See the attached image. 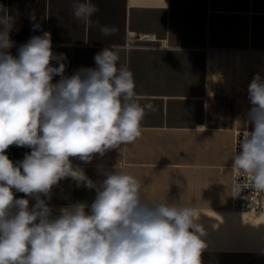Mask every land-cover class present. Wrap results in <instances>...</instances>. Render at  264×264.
Instances as JSON below:
<instances>
[{
	"label": "crops",
	"instance_id": "crops-1",
	"mask_svg": "<svg viewBox=\"0 0 264 264\" xmlns=\"http://www.w3.org/2000/svg\"><path fill=\"white\" fill-rule=\"evenodd\" d=\"M92 2L99 9L93 22L114 26L115 35L104 37L99 28L75 20L73 0H0L16 17L12 55L32 36L50 32L52 50L66 55L70 76L94 68L95 54L117 46L119 63L133 73L139 103L155 106L133 144L97 154L87 164L70 158L73 165L94 182L104 179L102 170L116 167L141 182L147 200L194 207L205 230L202 264H264V213L236 211L232 197L234 136L253 130L248 86L257 73L264 79V0ZM32 12L41 25L35 31ZM128 31L154 34L158 42L128 47ZM30 151L12 145L6 154L16 163ZM52 192L53 215L75 202L90 204L95 196L71 178ZM15 197L29 199L30 207L35 203L23 193Z\"/></svg>",
	"mask_w": 264,
	"mask_h": 264
},
{
	"label": "clouds",
	"instance_id": "clouds-1",
	"mask_svg": "<svg viewBox=\"0 0 264 264\" xmlns=\"http://www.w3.org/2000/svg\"><path fill=\"white\" fill-rule=\"evenodd\" d=\"M98 11L92 0H73L75 20L99 28L104 37L115 35L114 26L93 22ZM29 18L34 31L41 28L35 12ZM15 22L0 4V264H202L205 230L194 207L147 200L141 182L116 167L102 170L104 179L94 182L70 159L87 164L97 154L133 144L142 136L146 113L156 110L151 102L139 103L133 73L119 63L120 49L105 47L95 54L94 68L69 76L67 57L53 52L50 32L32 36L12 55ZM248 99L253 130L239 142L232 167L248 176L249 187L264 192L259 73L248 86ZM12 145L31 151L14 163L6 154ZM68 178L94 190V199L53 215L47 200ZM17 192L35 203L30 207Z\"/></svg>",
	"mask_w": 264,
	"mask_h": 264
},
{
	"label": "built area",
	"instance_id": "built-area-1",
	"mask_svg": "<svg viewBox=\"0 0 264 264\" xmlns=\"http://www.w3.org/2000/svg\"><path fill=\"white\" fill-rule=\"evenodd\" d=\"M139 41L158 42L156 35L137 33L128 31L127 45L128 47L135 46ZM159 46H166V43H160ZM251 131L242 130L236 132L233 141V156L240 151L238 145L243 137ZM233 183H232V197L233 209L239 212H259L264 213V192L256 191L248 186V176L238 169L232 167ZM240 185L239 191L236 185ZM44 198V197H42ZM46 199V198H45ZM53 192H51V199L47 203L52 207Z\"/></svg>",
	"mask_w": 264,
	"mask_h": 264
}]
</instances>
